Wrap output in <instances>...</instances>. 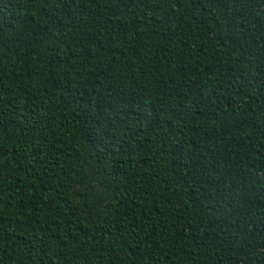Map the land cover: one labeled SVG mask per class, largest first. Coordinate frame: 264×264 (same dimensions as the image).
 I'll return each mask as SVG.
<instances>
[{"label":"trees","instance_id":"16d2710c","mask_svg":"<svg viewBox=\"0 0 264 264\" xmlns=\"http://www.w3.org/2000/svg\"><path fill=\"white\" fill-rule=\"evenodd\" d=\"M0 264H264V0H0Z\"/></svg>","mask_w":264,"mask_h":264}]
</instances>
